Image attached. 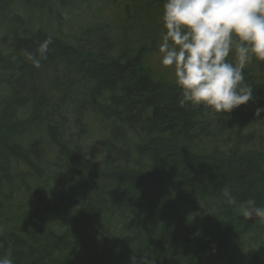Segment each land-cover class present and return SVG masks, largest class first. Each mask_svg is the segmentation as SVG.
I'll return each mask as SVG.
<instances>
[{
    "label": "trees",
    "instance_id": "1",
    "mask_svg": "<svg viewBox=\"0 0 264 264\" xmlns=\"http://www.w3.org/2000/svg\"><path fill=\"white\" fill-rule=\"evenodd\" d=\"M142 1L83 12L90 0H58L68 38L30 16L52 0H0V255L11 249L14 264H264V224L221 195L264 207V62L246 66L253 99L227 116L181 108L154 40L116 57L81 48ZM49 39L41 67L63 61L79 75L54 103L33 89L41 67L25 55ZM159 185L205 203L143 197Z\"/></svg>",
    "mask_w": 264,
    "mask_h": 264
},
{
    "label": "clouds",
    "instance_id": "2",
    "mask_svg": "<svg viewBox=\"0 0 264 264\" xmlns=\"http://www.w3.org/2000/svg\"><path fill=\"white\" fill-rule=\"evenodd\" d=\"M160 20L159 61L180 90L179 107L202 106L207 115L227 116L252 101L244 69L254 60L264 62V0H164ZM50 43L25 53L33 67L47 59ZM262 113L264 108H257L254 115ZM221 195L245 220L264 217V207L254 199L238 203L227 187ZM0 264H14L11 249L0 255Z\"/></svg>",
    "mask_w": 264,
    "mask_h": 264
},
{
    "label": "rangeland",
    "instance_id": "3",
    "mask_svg": "<svg viewBox=\"0 0 264 264\" xmlns=\"http://www.w3.org/2000/svg\"><path fill=\"white\" fill-rule=\"evenodd\" d=\"M163 2L164 0H143L137 10L133 11L131 20L111 23L100 34L83 38L84 41L80 44L82 50L93 54L101 53L116 57L125 48H137L144 44L149 46L151 40H154L155 45H158L161 33L164 31L160 20ZM58 4V0H52V7H48L40 12L38 7L31 6L29 13L31 18L38 20L43 28L55 32L60 31L64 37L69 38V33L65 30V27H59L55 23L59 15L63 19L67 18L65 16L66 11L64 12ZM97 7L98 0H90L89 5L86 3L80 5V9L83 12H86L90 8L91 10H95ZM76 16L79 17L80 13L74 16L75 19ZM49 19L51 20L49 21ZM152 59L156 63H160L158 53L153 54ZM78 80L79 75L75 66L63 61H56L41 67L36 72L32 87L41 92L48 102L54 103L60 99L72 82ZM142 195L145 199L157 200L160 203H169L171 201L174 203L188 202L196 207H202L205 203L169 185H159L146 189ZM261 224H264V220L262 221L258 217L250 226L258 227Z\"/></svg>",
    "mask_w": 264,
    "mask_h": 264
},
{
    "label": "water",
    "instance_id": "4",
    "mask_svg": "<svg viewBox=\"0 0 264 264\" xmlns=\"http://www.w3.org/2000/svg\"><path fill=\"white\" fill-rule=\"evenodd\" d=\"M257 219H258V217H257V218H254V219H252V220H248V223H249V224H252V223H254Z\"/></svg>",
    "mask_w": 264,
    "mask_h": 264
}]
</instances>
